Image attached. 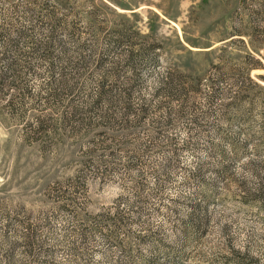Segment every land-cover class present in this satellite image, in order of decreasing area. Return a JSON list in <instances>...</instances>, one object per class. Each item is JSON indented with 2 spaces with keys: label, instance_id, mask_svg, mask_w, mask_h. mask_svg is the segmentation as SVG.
<instances>
[{
  "label": "rangeland",
  "instance_id": "374dc122",
  "mask_svg": "<svg viewBox=\"0 0 264 264\" xmlns=\"http://www.w3.org/2000/svg\"><path fill=\"white\" fill-rule=\"evenodd\" d=\"M0 264H264V0H0Z\"/></svg>",
  "mask_w": 264,
  "mask_h": 264
},
{
  "label": "trees",
  "instance_id": "16d2710c",
  "mask_svg": "<svg viewBox=\"0 0 264 264\" xmlns=\"http://www.w3.org/2000/svg\"><path fill=\"white\" fill-rule=\"evenodd\" d=\"M242 25H240L239 27H237L236 30L237 32H243L241 29ZM55 28V27H53ZM53 30V29H52ZM54 31V30H53ZM240 35H235V36H241ZM136 73V72H135ZM135 77H138V73ZM181 76L177 75V74H170L168 73L165 78H162L161 83H160V93L166 95L167 97L170 98H178L181 95V84H180V79ZM240 82H238L239 85H234L237 86L238 89L235 90L233 92V96H232V108H234L237 112H240V106L242 104H250L252 105L251 107L254 108L255 106H257L258 104L255 103V101H259V100H254L253 96H254V92H252L251 87L248 86V82H249V75H245L244 77L240 78ZM135 87V84H133L132 86H130L128 89L124 90L123 94L120 93L119 99L118 101H120V103L122 101H127V102H123V108H122V113H119L117 115H120V122L122 121V124L126 125V118L129 116H138V118H143L146 116L147 112L146 109L141 108V109H135L133 107V105H129L128 101L130 98V94H131V90ZM138 86H136L135 88H137ZM108 93V92H107ZM105 92H100L98 94V101L96 102V104L98 106H100V102L104 103L106 100V94ZM118 98V97H117ZM112 100H107L106 102V111H104L103 115V120L104 121H109L111 119V117H113V115H110L108 112L111 111L110 109L115 108V101ZM180 112H178L179 114ZM85 123V122H84ZM86 124V123H85ZM129 126V124H127ZM122 129L124 130H129L130 128H128L127 126L122 127Z\"/></svg>",
  "mask_w": 264,
  "mask_h": 264
}]
</instances>
